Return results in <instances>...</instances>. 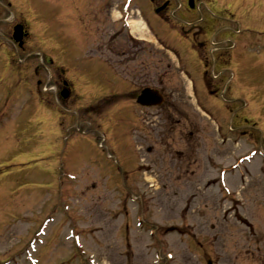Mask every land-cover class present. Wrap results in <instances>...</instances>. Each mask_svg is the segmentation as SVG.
<instances>
[{"label": "rangeland", "instance_id": "1", "mask_svg": "<svg viewBox=\"0 0 264 264\" xmlns=\"http://www.w3.org/2000/svg\"><path fill=\"white\" fill-rule=\"evenodd\" d=\"M160 1L0 0V264H264V0Z\"/></svg>", "mask_w": 264, "mask_h": 264}, {"label": "water", "instance_id": "2", "mask_svg": "<svg viewBox=\"0 0 264 264\" xmlns=\"http://www.w3.org/2000/svg\"><path fill=\"white\" fill-rule=\"evenodd\" d=\"M190 6L193 7L191 1H190ZM162 9L163 7L158 9L157 12L161 11ZM13 37L14 40L18 42L20 46L23 45L24 32L21 26L15 28ZM61 95L63 98H68L69 91L67 89H64ZM137 103L145 107L160 106L164 103V98L159 91L146 88L142 91V93L138 97Z\"/></svg>", "mask_w": 264, "mask_h": 264}, {"label": "flooded vegetation", "instance_id": "3", "mask_svg": "<svg viewBox=\"0 0 264 264\" xmlns=\"http://www.w3.org/2000/svg\"><path fill=\"white\" fill-rule=\"evenodd\" d=\"M156 1V0H155ZM167 1H169V0H161L160 1V3L159 4H157V7H160L161 5H163L165 2H167ZM192 2L194 3V5L195 6H197L198 5V3H199V0H192ZM6 5V4H5ZM9 6V5H8ZM1 7L2 6H0V13H1ZM15 20H16V18H14ZM17 21V20H16ZM26 31V30H25ZM264 171V170H263Z\"/></svg>", "mask_w": 264, "mask_h": 264}, {"label": "trees", "instance_id": "4", "mask_svg": "<svg viewBox=\"0 0 264 264\" xmlns=\"http://www.w3.org/2000/svg\"><path fill=\"white\" fill-rule=\"evenodd\" d=\"M113 100H115V99H113ZM112 100H109V102H111ZM106 102H108V101H106Z\"/></svg>", "mask_w": 264, "mask_h": 264}, {"label": "bare ground", "instance_id": "5", "mask_svg": "<svg viewBox=\"0 0 264 264\" xmlns=\"http://www.w3.org/2000/svg\"><path fill=\"white\" fill-rule=\"evenodd\" d=\"M34 251H37V249H36V250H34Z\"/></svg>", "mask_w": 264, "mask_h": 264}]
</instances>
